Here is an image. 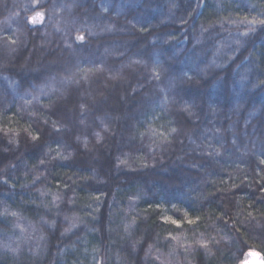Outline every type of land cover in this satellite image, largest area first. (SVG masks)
Segmentation results:
<instances>
[{"label":"trees","instance_id":"1","mask_svg":"<svg viewBox=\"0 0 264 264\" xmlns=\"http://www.w3.org/2000/svg\"><path fill=\"white\" fill-rule=\"evenodd\" d=\"M40 5L0 0V264L264 259V0Z\"/></svg>","mask_w":264,"mask_h":264},{"label":"snow or ice","instance_id":"2","mask_svg":"<svg viewBox=\"0 0 264 264\" xmlns=\"http://www.w3.org/2000/svg\"><path fill=\"white\" fill-rule=\"evenodd\" d=\"M40 5V0H33V7L30 9L34 14L31 15L30 17H28L26 23H31L33 25L37 24V23H42L45 17V13L36 10L37 8H39ZM243 23H246L249 27H248V31H254L255 30V26L256 25H260L262 27H264V16H262V18H252L249 19L248 17H244V20L242 21ZM77 32L79 33V30H77ZM247 34V32L245 33V35ZM71 38V37H70ZM2 39L5 40L6 43H10L12 45H15L17 43V40L12 38L11 36H7V37H3ZM85 41V37L83 34H77L74 37V42H79L80 44H83ZM69 47H71V44L68 45ZM100 69H95V71H99ZM78 71H85V78H87V72L90 71H94L93 69H88V70H79ZM153 74L155 75L156 78H159L160 73L158 71H156V69H153ZM75 75V73L73 74ZM262 84H264V81L261 82ZM81 107L83 108L84 105H81ZM59 129H57L58 131ZM171 131L173 133H175L177 131L176 128H172ZM162 136H164V133H161ZM97 136H99V134H97ZM166 138V137H165ZM33 139L38 140L39 136H34ZM57 155H59V153H57ZM261 164H264V159H262ZM41 163H43V161H41ZM36 181H34L35 183ZM13 216L16 215V213H12ZM185 216L187 217V213L185 214ZM168 221H170L172 224H179V222L175 219H172L171 217H167L166 218ZM198 219V218H197ZM196 221L194 220H188V223L193 224ZM127 230V227H126ZM172 239H176L175 237H172ZM198 243L202 246V247H207V244L204 241H198Z\"/></svg>","mask_w":264,"mask_h":264},{"label":"water","instance_id":"3","mask_svg":"<svg viewBox=\"0 0 264 264\" xmlns=\"http://www.w3.org/2000/svg\"><path fill=\"white\" fill-rule=\"evenodd\" d=\"M263 261L260 253L253 252L247 264H263Z\"/></svg>","mask_w":264,"mask_h":264},{"label":"rangeland","instance_id":"4","mask_svg":"<svg viewBox=\"0 0 264 264\" xmlns=\"http://www.w3.org/2000/svg\"><path fill=\"white\" fill-rule=\"evenodd\" d=\"M253 252H256V251H253ZM253 252H249V253L246 255L244 261H243L241 264H247V262L249 261V259H250V257H251V254H252ZM262 259H263V258H262Z\"/></svg>","mask_w":264,"mask_h":264},{"label":"bare ground","instance_id":"5","mask_svg":"<svg viewBox=\"0 0 264 264\" xmlns=\"http://www.w3.org/2000/svg\"><path fill=\"white\" fill-rule=\"evenodd\" d=\"M263 264H264V261H263Z\"/></svg>","mask_w":264,"mask_h":264}]
</instances>
